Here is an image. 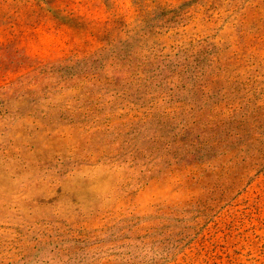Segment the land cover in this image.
Here are the masks:
<instances>
[{"label": "rangeland", "instance_id": "obj_1", "mask_svg": "<svg viewBox=\"0 0 264 264\" xmlns=\"http://www.w3.org/2000/svg\"><path fill=\"white\" fill-rule=\"evenodd\" d=\"M0 264H264V0H0Z\"/></svg>", "mask_w": 264, "mask_h": 264}]
</instances>
